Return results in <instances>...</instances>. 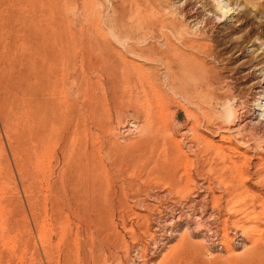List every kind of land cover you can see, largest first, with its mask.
<instances>
[{"label": "rangeland", "instance_id": "rangeland-1", "mask_svg": "<svg viewBox=\"0 0 264 264\" xmlns=\"http://www.w3.org/2000/svg\"><path fill=\"white\" fill-rule=\"evenodd\" d=\"M147 1L140 0L141 12ZM165 1L153 19L140 18L134 0H0V264H264V185L252 176L238 187L248 196L246 213L226 211L215 180L220 159L196 148L189 111L206 141L223 146L232 161L242 165L245 150L205 132L207 100L174 96L162 63L170 54L162 18L176 16L200 38L203 15H185L196 5H208V15L216 4ZM221 1L235 15L222 26L209 21L208 40L237 28L246 12L262 23V36L235 54L204 55L207 76L233 109L264 105V17L246 0ZM121 18L133 38L115 28ZM174 140L206 163L177 167ZM256 154H248L254 166L244 167L251 173L264 167ZM233 223L244 229L243 245ZM227 228L221 250L214 233L221 240Z\"/></svg>", "mask_w": 264, "mask_h": 264}, {"label": "bare ground", "instance_id": "bare-ground-1", "mask_svg": "<svg viewBox=\"0 0 264 264\" xmlns=\"http://www.w3.org/2000/svg\"><path fill=\"white\" fill-rule=\"evenodd\" d=\"M151 1L152 2L150 1L146 2L147 9L145 10V12H141L143 9L140 5V0H134V2L132 3V6L135 4V9L138 12H140L139 13L140 18H145L148 16V18L155 19L161 16V13L164 10V7L166 6L167 2L165 0H151ZM214 2L216 4V7L214 8L213 11H210V14L208 15L205 14V8L208 5H203L202 7L201 6L198 7L196 5L195 8L189 10L188 13L185 15L187 19L194 17L200 18V16L203 15V20L197 23L202 25V27L197 30L199 31L200 38L190 37L189 32L184 31L181 27V24L179 26L178 23L179 21H177V18H175L176 16L170 15V19L168 17L162 18L165 24L168 27H170V54L165 53L161 57L163 58L162 63L164 64L166 70L170 72V86L174 93V96L175 95L180 96L181 99H184L185 101H187V103L191 102L192 104H193L192 101L196 100L198 96H203L207 100L206 101L204 99L206 101L204 102L205 104L208 102L207 104L208 106L205 105L206 109L208 108V110H206L208 111V114L204 118V119L206 118L208 119L207 123L205 124V132L212 134L215 137H220L223 144L226 142L227 144L233 143L235 141V143H237V146L240 149L245 150L243 154L245 161L242 163V165H239V163L232 161L233 160L232 157L229 154H227L223 146H218L214 142L206 141L204 136H202L203 134L201 135L199 132V129L201 130L202 126L200 128V123L198 122V120L194 119L195 116L191 114V111H189L188 106L186 104H181L183 106V109L190 112L192 122L190 123V126L187 125L189 126L187 130L194 133L195 138L193 139L196 142V148L201 149L202 155L216 153L218 159H220L219 160L220 162H216L217 158L215 161H213L215 163L216 171L219 172L217 174L218 177H216L215 180L220 184V186L225 191V195H223L222 198L224 199V197H226L227 199V200L224 199L226 200L227 203L226 211H228L231 215L235 216L238 214L246 213V208L244 204H246L248 201V196H245L247 194H244L245 192L240 193L239 192L240 189H238V187L240 188L241 185H243L247 181L252 180L253 177H256L258 179L257 183L259 185H264V167L252 173L246 169V168H250L253 165L252 160L249 159L248 157L249 153L255 150L257 152L256 155L258 156L264 155V135L257 132L258 126L262 124L261 122L264 123V110H263L264 105L262 102H259V100L258 102L256 100V102L254 101L255 103L253 104L252 109H250L247 106L248 105L247 103H241L237 105V108L233 109L231 107L232 105L230 104L231 101L230 97L224 94V92L223 94L222 92L219 93L218 80L216 78L207 76V69H206L207 67H206V63L203 60V56L209 55L210 57L211 55L216 59L218 56L222 57L221 55L235 54L237 52H241L243 51V44L245 43L246 39L258 35L260 36L259 40H261L262 35L261 32L259 31L263 26L262 23H259V26L257 27L255 20L256 18H250V15L246 12L242 14L244 20L241 25H239L237 28L230 27L229 29H231V32L228 33L227 35H223L220 37L221 32H218L216 33L217 35L212 36L209 40L212 41L215 44V46L210 44L212 42L207 44L206 40L208 39L205 34H206V30L208 29L207 27H209V21H214V23L218 24L219 26H222L227 23L229 18L232 19V17L235 15L234 7L233 8L230 7L228 3L222 4L223 2L221 0H214ZM248 4L249 6L252 5L256 9L255 10L256 14L258 13L259 15L264 17V0H246V5ZM96 18H97V14L94 13L93 19L96 20ZM115 28H117V31L121 34V37H123L122 39L133 38V34L129 33V30L125 25L124 19L121 18L116 23ZM237 31L245 33L241 39L232 38L231 36L232 33ZM196 33L198 35V32ZM213 47H215L214 49H219V52L217 54L214 51ZM261 83L263 86L262 90L264 94V76L263 79L261 80ZM196 95L198 96L196 97ZM176 99L178 103V101H180L179 100L180 98L179 99L176 98ZM204 100H202V103ZM262 100H264V98H262ZM260 111H262V114H259ZM178 115H179L178 112L174 113V117ZM209 116L212 117L214 121L208 118ZM260 117H262L263 120H261ZM178 145H179V141L174 140V142L172 143V147L170 148L174 164L177 167L191 169L195 167L196 164H201L203 157L201 158L200 161L194 158L192 159L189 156H186L185 153L183 152V149L180 148ZM229 148L231 147L229 146ZM199 151L200 150H198L197 152ZM196 156L198 155H195V157ZM212 158L210 161L215 159ZM207 159H209V157ZM203 161L205 162L206 159L203 158ZM207 162H209V160ZM213 162H211V165L213 164ZM250 174L252 175L250 176ZM196 218L198 219V222L201 219L200 217H197V215L195 219ZM231 227L234 228V230L237 233L239 231L242 233V235H237L238 236L237 244L243 245L242 244L243 240L241 239L246 238V234L244 232L243 227H238L235 223H233ZM227 230L228 228L224 231V236H222L221 240H219L218 238L219 234L213 232L217 238L215 240L217 241L218 244L217 246H219L221 250L224 249V247H226L227 243L230 241L229 233H227ZM237 233H235V235Z\"/></svg>", "mask_w": 264, "mask_h": 264}]
</instances>
